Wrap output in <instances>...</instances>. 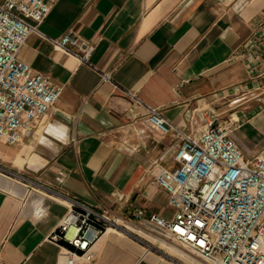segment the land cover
I'll return each mask as SVG.
<instances>
[{
    "label": "crops",
    "instance_id": "crops-1",
    "mask_svg": "<svg viewBox=\"0 0 264 264\" xmlns=\"http://www.w3.org/2000/svg\"><path fill=\"white\" fill-rule=\"evenodd\" d=\"M47 1L40 30L92 43L95 67L35 32L18 51L61 89L30 135L14 144L0 136V264H68L52 234L70 198L105 205L122 221L136 208L171 215L153 172L177 164L180 139L137 118L124 88L194 133L215 116L248 160L264 148V0ZM144 233L150 238L106 228L92 258L73 264L203 263ZM175 246L184 254L168 250Z\"/></svg>",
    "mask_w": 264,
    "mask_h": 264
},
{
    "label": "built area",
    "instance_id": "built-area-1",
    "mask_svg": "<svg viewBox=\"0 0 264 264\" xmlns=\"http://www.w3.org/2000/svg\"><path fill=\"white\" fill-rule=\"evenodd\" d=\"M49 8L47 0L0 1V136L9 144L31 134L33 121L53 105L61 89L18 57L31 32L95 67L89 59L93 49L89 41L69 32L58 37L43 34L39 24ZM101 76L110 79L108 72ZM123 91L139 108L137 118L160 134L180 139L174 152L177 164L153 172V181L167 191L172 213L145 215L136 208L132 221H122L110 216L105 205L95 207L70 198L52 234L68 244V264L80 256L91 259L93 242L108 227L139 235L130 225L179 244L207 264H264V148L248 160L230 135V126L215 116L206 115L204 127L194 133L170 120L135 89Z\"/></svg>",
    "mask_w": 264,
    "mask_h": 264
},
{
    "label": "bare ground",
    "instance_id": "bare-ground-1",
    "mask_svg": "<svg viewBox=\"0 0 264 264\" xmlns=\"http://www.w3.org/2000/svg\"><path fill=\"white\" fill-rule=\"evenodd\" d=\"M108 228H109V227H108ZM130 228H131V230H133L134 232H138L139 234H142L143 236L146 235V233H144L143 231L138 230L137 228L133 227L132 225H130ZM175 248H176V249L170 248V251L173 252V250H174V253L184 254V251H183V250H181L180 248H178V247H176V246H175ZM168 250H169V249H168ZM186 256H187V255H186Z\"/></svg>",
    "mask_w": 264,
    "mask_h": 264
},
{
    "label": "rangeland",
    "instance_id": "rangeland-1",
    "mask_svg": "<svg viewBox=\"0 0 264 264\" xmlns=\"http://www.w3.org/2000/svg\"><path fill=\"white\" fill-rule=\"evenodd\" d=\"M133 227H135V226H133ZM135 228H137V227H135ZM146 237H148V238H150V236L149 235H145ZM162 244V243H161ZM169 249V251H170V248H168ZM172 252V251H171ZM172 253H174V250H173V252ZM175 254H178V253H175ZM200 261L201 262H203L202 264H207L206 262H204L203 260H201L200 259Z\"/></svg>",
    "mask_w": 264,
    "mask_h": 264
},
{
    "label": "trees",
    "instance_id": "trees-1",
    "mask_svg": "<svg viewBox=\"0 0 264 264\" xmlns=\"http://www.w3.org/2000/svg\"><path fill=\"white\" fill-rule=\"evenodd\" d=\"M65 245H68L66 242H63Z\"/></svg>",
    "mask_w": 264,
    "mask_h": 264
}]
</instances>
